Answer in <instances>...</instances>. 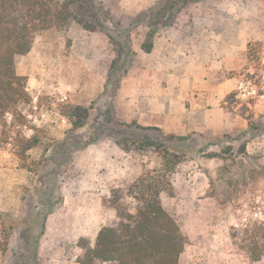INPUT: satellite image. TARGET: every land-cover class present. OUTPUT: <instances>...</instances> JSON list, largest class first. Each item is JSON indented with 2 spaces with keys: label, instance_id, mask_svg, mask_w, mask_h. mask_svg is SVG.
I'll list each match as a JSON object with an SVG mask.
<instances>
[{
  "label": "rangeland",
  "instance_id": "1",
  "mask_svg": "<svg viewBox=\"0 0 264 264\" xmlns=\"http://www.w3.org/2000/svg\"><path fill=\"white\" fill-rule=\"evenodd\" d=\"M89 7L94 32L52 28L15 59L30 101L0 117V264H80L115 220L111 192L142 178L186 240L178 264H264L248 255L264 251V0ZM153 107L189 113L188 130L146 126Z\"/></svg>",
  "mask_w": 264,
  "mask_h": 264
},
{
  "label": "trees",
  "instance_id": "2",
  "mask_svg": "<svg viewBox=\"0 0 264 264\" xmlns=\"http://www.w3.org/2000/svg\"><path fill=\"white\" fill-rule=\"evenodd\" d=\"M194 1V0H193ZM199 0H195L197 2ZM92 0H0V117L28 104L24 78L16 73L15 59L32 49L36 36L52 28L60 29L72 22L83 30L94 32L96 21L90 11ZM90 9V11H89ZM87 20L80 11H84ZM153 35L148 34L141 50L150 53ZM65 116L74 127H83L88 110L70 106ZM37 140H24V150L37 145ZM138 179L129 189H115L108 198V208L115 211V220L99 230L92 248H86L80 264H178L186 240L176 221L160 201L161 191L145 186ZM127 198L135 201L134 209ZM253 261L264 251H248Z\"/></svg>",
  "mask_w": 264,
  "mask_h": 264
},
{
  "label": "crops",
  "instance_id": "3",
  "mask_svg": "<svg viewBox=\"0 0 264 264\" xmlns=\"http://www.w3.org/2000/svg\"><path fill=\"white\" fill-rule=\"evenodd\" d=\"M158 37L156 38V41H153V48L151 50L150 53H146V54H155L156 50L158 48L159 43H161V41H158ZM162 43L164 44V52H166V54H169V56H171L172 54V42L167 41L166 39H164L162 41ZM140 50L141 47L139 46ZM142 51V50H141ZM160 56H161V51H158ZM165 54V55H166ZM149 112V111H148ZM189 113H185L184 118H175L174 117V113L167 111L166 108L163 109H155L154 107L152 108V110L150 111V116L151 117H146L147 115L143 116L142 118L143 120H148L147 123H145L146 126H152L155 128H160L163 132L166 133H181L182 135L183 132L185 133L188 130V125H190V123L188 122V120H190L192 118V115H188ZM208 113H205V118H204V123L210 124L213 123V120L208 119ZM183 124L185 126H183ZM220 124H224V120L221 119ZM186 130V131H185Z\"/></svg>",
  "mask_w": 264,
  "mask_h": 264
}]
</instances>
